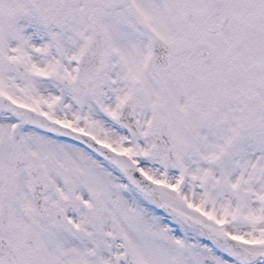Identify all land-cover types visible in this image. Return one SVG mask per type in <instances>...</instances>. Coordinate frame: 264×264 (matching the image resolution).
Returning <instances> with one entry per match:
<instances>
[{
    "label": "snow or ice",
    "instance_id": "6c2138e0",
    "mask_svg": "<svg viewBox=\"0 0 264 264\" xmlns=\"http://www.w3.org/2000/svg\"><path fill=\"white\" fill-rule=\"evenodd\" d=\"M0 264H264V0H0Z\"/></svg>",
    "mask_w": 264,
    "mask_h": 264
}]
</instances>
